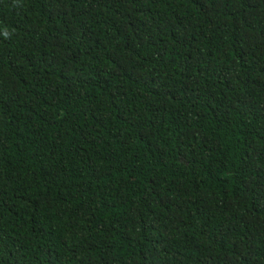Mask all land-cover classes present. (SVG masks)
<instances>
[{"label": "trees", "instance_id": "16d2710c", "mask_svg": "<svg viewBox=\"0 0 264 264\" xmlns=\"http://www.w3.org/2000/svg\"><path fill=\"white\" fill-rule=\"evenodd\" d=\"M0 264H264V0H0Z\"/></svg>", "mask_w": 264, "mask_h": 264}, {"label": "clouds", "instance_id": "9594fccd", "mask_svg": "<svg viewBox=\"0 0 264 264\" xmlns=\"http://www.w3.org/2000/svg\"><path fill=\"white\" fill-rule=\"evenodd\" d=\"M5 35H7V33H5Z\"/></svg>", "mask_w": 264, "mask_h": 264}]
</instances>
